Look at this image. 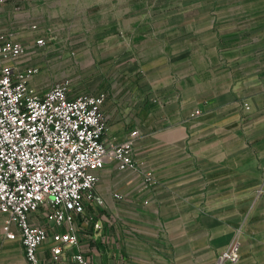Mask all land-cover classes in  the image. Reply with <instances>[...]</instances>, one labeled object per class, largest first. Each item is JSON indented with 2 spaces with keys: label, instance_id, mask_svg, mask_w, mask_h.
<instances>
[{
  "label": "crops",
  "instance_id": "0c3cea01",
  "mask_svg": "<svg viewBox=\"0 0 264 264\" xmlns=\"http://www.w3.org/2000/svg\"><path fill=\"white\" fill-rule=\"evenodd\" d=\"M0 24L25 47L20 66L67 60L53 70L104 94L107 138L138 130L137 167L98 170L78 245L53 258L55 227L31 215L50 234L41 264H82L77 251L88 264H217L236 235L240 258L221 264H264V0H4ZM2 223L0 211V264H26Z\"/></svg>",
  "mask_w": 264,
  "mask_h": 264
},
{
  "label": "built area",
  "instance_id": "2783aa9c",
  "mask_svg": "<svg viewBox=\"0 0 264 264\" xmlns=\"http://www.w3.org/2000/svg\"><path fill=\"white\" fill-rule=\"evenodd\" d=\"M36 43L46 40L41 36ZM24 50L0 24V211L4 234L21 241L26 264H41L39 248L50 234L31 215L43 208L55 227L53 258H59L64 245H78L76 214L85 210L86 201L96 199L98 170L109 162L120 170L135 169L138 130L123 140L107 138L104 94L76 92L70 78L56 79L46 88L34 86L31 80L40 65L20 66ZM88 219L95 228L102 226L93 215ZM240 248L236 235L219 253L217 264L236 262ZM73 257L88 264L81 251Z\"/></svg>",
  "mask_w": 264,
  "mask_h": 264
},
{
  "label": "rangeland",
  "instance_id": "374dc122",
  "mask_svg": "<svg viewBox=\"0 0 264 264\" xmlns=\"http://www.w3.org/2000/svg\"><path fill=\"white\" fill-rule=\"evenodd\" d=\"M60 61H61V63H63V62L65 63L67 60L52 59V60H50V63H48V64H45L44 62H42L41 59L38 60V63L42 62L40 64V71L38 73H42V75L44 76L43 79L45 80V82H49V84H51L52 82H54L56 79H59V78H70L72 81L73 89L76 92H94L93 89H90V87H87L88 89H83L82 81H84V80L82 79L81 74H78L77 72H70V73H66V74L65 73H59V71L62 70V68L57 69V70H53L52 67L54 66V64H55L54 67H56L57 64L60 63ZM85 80L88 83L89 82L88 81L89 76H87ZM93 84H95V83H93V82L89 83L87 86L93 85ZM2 225H3V223H2ZM2 231L4 232L3 227H2ZM16 261H17V259H16ZM14 264H18V262L14 263Z\"/></svg>",
  "mask_w": 264,
  "mask_h": 264
}]
</instances>
